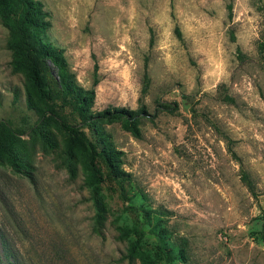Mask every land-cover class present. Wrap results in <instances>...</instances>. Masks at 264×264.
Returning a JSON list of instances; mask_svg holds the SVG:
<instances>
[{"label":"rangeland","instance_id":"rangeland-1","mask_svg":"<svg viewBox=\"0 0 264 264\" xmlns=\"http://www.w3.org/2000/svg\"><path fill=\"white\" fill-rule=\"evenodd\" d=\"M38 1L45 39L93 92L89 112H145L139 137L124 129L123 116L81 124L92 140L101 124L123 152L121 181L95 156V192L89 150L68 151L66 135L42 119L45 103L13 66L0 23V122L15 132L16 156L28 166L17 173L0 157V264H169L145 206L162 211L170 240L186 246L188 261L174 264H264V0ZM34 59L47 101L79 123L57 70Z\"/></svg>","mask_w":264,"mask_h":264},{"label":"trees","instance_id":"trees-1","mask_svg":"<svg viewBox=\"0 0 264 264\" xmlns=\"http://www.w3.org/2000/svg\"><path fill=\"white\" fill-rule=\"evenodd\" d=\"M46 15L47 13L43 10L41 2L38 0H0V23L7 30V48L10 50L13 66L25 71L31 94L38 102L45 103V108L41 110L42 119L52 121L56 128L66 135V149L80 152L86 149L89 150L90 159L87 162L89 170L87 181L92 185L93 190L98 192L102 178L99 175V170L94 165L95 156H99L105 162L111 174L121 181L127 175L122 169L123 152L115 147L111 134L105 131L101 124L96 126L98 129L96 140L88 138L81 124L94 125L101 119L123 116L124 129L130 131L135 137H139V117L145 110L143 108L132 110L124 107H110L101 111L89 112L94 99L93 92L85 90L78 85L74 75L67 67L62 49L45 39L44 32L49 26V22L45 19ZM175 32L177 36H180V31L177 27ZM34 56L47 59L57 70L58 84L63 89L64 94L69 96L75 103L78 114L81 117L79 123L66 119L59 113L54 104L47 101V92ZM142 81L143 87L141 91L142 96H144L150 84L146 61L144 63ZM96 82L97 79L95 78L94 84ZM223 99L232 101V98L226 94ZM160 105L170 110L177 108V104H173V106L168 104ZM6 126V124L0 122V157L6 155V163L12 171L17 173L25 172L28 166L20 161L15 153L17 142L15 132ZM229 151L233 157L237 158L236 153L230 146ZM241 181L249 192L254 195L255 184L249 173L243 169H241ZM123 195L126 197L125 193ZM141 211L145 221L150 225V232L155 236L157 249L163 255V258L169 264H174L175 260L186 263L188 261L187 248L184 244L170 240L171 232L165 225V218L160 216L163 212L148 206L143 207ZM124 230L126 234L131 232L128 228ZM136 248L137 244L133 242L128 255L130 262H132V255L135 253ZM143 260L145 261L144 264L151 263L148 258H143Z\"/></svg>","mask_w":264,"mask_h":264}]
</instances>
